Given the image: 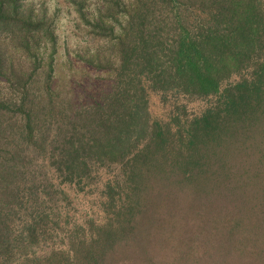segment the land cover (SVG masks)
Wrapping results in <instances>:
<instances>
[{"label":"trees","instance_id":"1","mask_svg":"<svg viewBox=\"0 0 264 264\" xmlns=\"http://www.w3.org/2000/svg\"><path fill=\"white\" fill-rule=\"evenodd\" d=\"M70 2L61 53L46 8L0 0V264H264V0ZM148 89L214 101L162 121Z\"/></svg>","mask_w":264,"mask_h":264},{"label":"rangeland","instance_id":"2","mask_svg":"<svg viewBox=\"0 0 264 264\" xmlns=\"http://www.w3.org/2000/svg\"><path fill=\"white\" fill-rule=\"evenodd\" d=\"M93 3L94 0H87ZM36 7L43 6L48 16L55 21L56 34L60 52L73 50L77 45L85 44L86 36L77 14L70 0H32ZM251 70L247 69L241 75L234 74L223 82L222 87L235 84L241 77H249ZM149 113L151 118L167 121L177 112L178 108H184L189 116L199 115L213 104L214 97L190 98L176 90L167 92H156L148 89ZM112 178V175L104 168H97L94 173L93 183L88 192L77 194L78 207L91 215L97 222L104 220L102 203L105 200L103 195V184Z\"/></svg>","mask_w":264,"mask_h":264}]
</instances>
